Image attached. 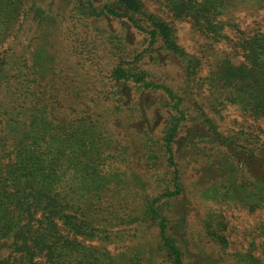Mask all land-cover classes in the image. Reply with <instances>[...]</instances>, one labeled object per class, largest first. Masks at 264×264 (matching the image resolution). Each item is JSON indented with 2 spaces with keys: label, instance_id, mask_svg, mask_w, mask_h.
<instances>
[{
  "label": "trees",
  "instance_id": "obj_1",
  "mask_svg": "<svg viewBox=\"0 0 264 264\" xmlns=\"http://www.w3.org/2000/svg\"><path fill=\"white\" fill-rule=\"evenodd\" d=\"M0 264H264V0H0Z\"/></svg>",
  "mask_w": 264,
  "mask_h": 264
},
{
  "label": "rangeland",
  "instance_id": "obj_2",
  "mask_svg": "<svg viewBox=\"0 0 264 264\" xmlns=\"http://www.w3.org/2000/svg\"><path fill=\"white\" fill-rule=\"evenodd\" d=\"M177 28L179 29L178 39L188 50L192 52L198 51L200 49V46L205 43L203 39H201L199 36H197L192 32L190 25L188 23L183 22V25L181 24ZM52 41H53V52L57 56L54 57V62L63 68V72L60 73L59 70H57L58 73L56 71L54 73H51L49 75L50 81L52 80L56 81L62 78H63L62 80H64L65 77H68L65 82L68 83L71 82L76 87L81 86L82 89H84V86H87L85 83L88 82V86L95 90L94 91L95 94H97L99 91H102L105 88L104 84H102V81L97 80L101 77L96 75L94 72H92V68L89 67L88 63L82 60L83 58L80 60L82 61V63L80 62V64L84 63V67L81 68L80 66L76 65V63L79 61L76 59V57L72 55L73 42L70 43V40H67L64 34H56L53 37ZM88 48L89 49L92 48V45L89 42V40H88ZM102 62L104 61L102 60ZM55 73L58 75L53 77ZM88 73L90 74L88 75ZM79 82L81 83L79 84ZM74 92H77V89L74 90ZM229 112L235 114L237 111L234 108H229ZM231 117H233V115L225 118V121L227 122H223V125L227 128L230 127L228 119Z\"/></svg>",
  "mask_w": 264,
  "mask_h": 264
}]
</instances>
